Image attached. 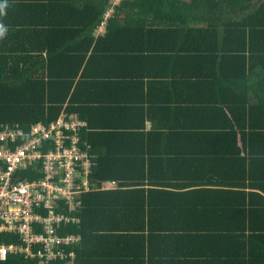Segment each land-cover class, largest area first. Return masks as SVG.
<instances>
[{
    "label": "trees",
    "instance_id": "1",
    "mask_svg": "<svg viewBox=\"0 0 264 264\" xmlns=\"http://www.w3.org/2000/svg\"><path fill=\"white\" fill-rule=\"evenodd\" d=\"M109 5L0 0V124H86L77 264H264V0H123L95 38Z\"/></svg>",
    "mask_w": 264,
    "mask_h": 264
},
{
    "label": "built area",
    "instance_id": "2",
    "mask_svg": "<svg viewBox=\"0 0 264 264\" xmlns=\"http://www.w3.org/2000/svg\"><path fill=\"white\" fill-rule=\"evenodd\" d=\"M122 1L110 0L93 37L106 34ZM85 126L64 113L27 128L0 124V262L76 263L82 238L71 230L81 224V196L95 190L90 146L80 138Z\"/></svg>",
    "mask_w": 264,
    "mask_h": 264
},
{
    "label": "crops",
    "instance_id": "3",
    "mask_svg": "<svg viewBox=\"0 0 264 264\" xmlns=\"http://www.w3.org/2000/svg\"><path fill=\"white\" fill-rule=\"evenodd\" d=\"M183 1H185V0H183ZM260 123H264V121H261ZM230 147H228V149H229ZM213 148L212 147H210V146H207V147H204V146H202V147H200L199 149H198V159H199V157L200 158H202L201 160H199L198 162H196V165H193V167H192V169L189 171V173H187V174H189V181H192V182H201V181H204V180H208L209 178H208V176H207V174L208 173H206L205 171H202L201 169L198 171V173H195V166H205V165H207V164H204L203 162H205L206 161V159L205 158H203L202 157V153L203 152H209V151H211ZM260 155H257V156H255V158H256V160H258V157H259ZM262 184V183H261ZM258 185H260L259 183H258ZM246 190H252V193L253 194H255V196L253 197V198H251V199H249V208H250V206L252 205V204H255V202L256 201H258V195H260V196H263L262 195V193L259 191V189H246ZM254 190V191H253ZM264 197V196H263ZM151 245H153L152 243H151ZM89 246V245H88ZM89 249V248H88ZM78 261H79V259H77L76 260V263L75 264H77L78 263Z\"/></svg>",
    "mask_w": 264,
    "mask_h": 264
},
{
    "label": "clouds",
    "instance_id": "4",
    "mask_svg": "<svg viewBox=\"0 0 264 264\" xmlns=\"http://www.w3.org/2000/svg\"><path fill=\"white\" fill-rule=\"evenodd\" d=\"M4 29H3V27H0V36H3L4 35Z\"/></svg>",
    "mask_w": 264,
    "mask_h": 264
},
{
    "label": "rangeland",
    "instance_id": "5",
    "mask_svg": "<svg viewBox=\"0 0 264 264\" xmlns=\"http://www.w3.org/2000/svg\"><path fill=\"white\" fill-rule=\"evenodd\" d=\"M186 2H188L189 0H185Z\"/></svg>",
    "mask_w": 264,
    "mask_h": 264
}]
</instances>
